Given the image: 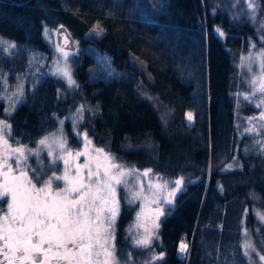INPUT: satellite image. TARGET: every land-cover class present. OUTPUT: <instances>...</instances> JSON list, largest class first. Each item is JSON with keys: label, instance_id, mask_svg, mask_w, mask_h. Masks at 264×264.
Wrapping results in <instances>:
<instances>
[{"label": "trees", "instance_id": "16d2710c", "mask_svg": "<svg viewBox=\"0 0 264 264\" xmlns=\"http://www.w3.org/2000/svg\"><path fill=\"white\" fill-rule=\"evenodd\" d=\"M245 1L163 0L161 9L159 0H0V38L16 45L8 54L0 49V79L24 93L6 117L0 91V119L11 123L15 140L31 147L79 106L81 130L95 146L139 170L184 177L171 212L160 218L151 249L164 254L157 264H248L244 231L257 240L251 229L255 213L264 212V155L256 142L264 136L237 129L236 93L249 90L236 56L252 44L264 47V31ZM252 2L264 19V0ZM58 26L76 42L71 91L48 74L52 49L43 31ZM243 111L252 115L248 106ZM131 218L120 206L115 244L122 262L131 253L137 264L151 251L131 244L124 231ZM182 239L184 259L177 254ZM259 240L264 254V227Z\"/></svg>", "mask_w": 264, "mask_h": 264}, {"label": "snow or ice", "instance_id": "6c2138e0", "mask_svg": "<svg viewBox=\"0 0 264 264\" xmlns=\"http://www.w3.org/2000/svg\"><path fill=\"white\" fill-rule=\"evenodd\" d=\"M154 6L166 7L163 0ZM248 8L254 10L252 0ZM93 31L101 34L103 29L97 25ZM217 32L224 35L219 29ZM15 47L14 43L0 40L4 52ZM251 48L253 51L241 57V68L247 66L250 74V91L243 98L249 102L258 100L255 107L261 111L249 118L251 127L246 133L264 136V47L256 50L252 44ZM56 51L62 62L56 63L53 75L66 79L70 87L75 86L68 64L69 52L59 45ZM101 63L107 61L101 58ZM16 89L9 100L12 111L24 94L22 85L17 84ZM0 91L5 93L2 99H9V89L0 85ZM82 113L83 107L77 109L74 127ZM5 115L8 117L11 112L6 109ZM186 118L191 123L193 114L187 113ZM256 128L261 131H255ZM77 136L83 140L79 149L69 147L62 128L39 139L36 147L31 148L13 138L7 118L0 119V264H122L115 244L120 189L127 194L129 203H140L133 247L149 251L153 248L160 218L172 210L165 206L174 205L184 178L168 181L151 168L141 171L128 166L108 150L96 147L86 131L77 132ZM256 143L264 155V139ZM60 162L63 169L58 174ZM48 171L51 176H47ZM258 215L264 221V214ZM241 247L248 264H255L253 255L264 264V254L257 251L247 230ZM178 251L182 255L188 253L183 239ZM163 260V252L157 255L151 251L145 264ZM123 264H132L131 253Z\"/></svg>", "mask_w": 264, "mask_h": 264}, {"label": "rangeland", "instance_id": "374dc122", "mask_svg": "<svg viewBox=\"0 0 264 264\" xmlns=\"http://www.w3.org/2000/svg\"><path fill=\"white\" fill-rule=\"evenodd\" d=\"M231 1H232V6H237L238 0H231ZM245 3H246V8H248L249 0L245 1ZM249 11L251 12V15L253 16L252 17L253 18L252 19V23L253 24L255 23V26L257 27V30H259L261 32L264 31V19L258 14L256 7H254V10L250 9ZM45 29H47V32L45 31ZM45 29L43 31L44 39L47 41L49 46H51V49H52V57H51V60L49 61L48 66H47L48 67V74L54 76L55 78H58V79L62 80L65 83L67 89L69 91H71V90H73V88H75V86L70 87L68 85V82H67L66 79L61 78V77L56 76V75H53V72L55 71L56 63L58 61L62 62V57H60L59 53L56 51L57 44L55 42V28L54 29H50V28L46 27ZM261 38L262 37H260V39ZM0 40H4V39L0 38ZM4 41H7V40H4ZM7 42H9V41H7ZM262 47L263 46H257L256 50H260ZM0 49H2V48H0ZM249 51H253L252 48H250ZM249 51H247L246 53L238 54L236 56V61H237V67H239V71H240V74L242 76V80H243V82H245V84L248 87V90L250 91L249 84H248V80H249L250 74L247 71V66H245L244 68H241V57L242 56L246 57L248 55ZM10 52H4V53L8 54ZM68 52H69L68 64H69V67L71 69V74H72L73 73V55H74V52L73 51H68ZM257 70H258V68H257ZM72 79L74 80L73 74H72ZM17 84H19V83L15 82L13 84H8L6 78H1L0 79V85H2L3 87H5V88L10 90L8 92L9 99H6V101H5L7 110L11 109L9 107V100L11 98V93L15 92L17 90L16 89ZM249 91L245 92V93H243L242 91H237V93H236V101H235V110H236V117H237L236 124H237V129L239 130V133L243 134V135L244 134L245 135L248 134V133H246V129L251 127V125L249 124V118L253 117V116H257L259 114V112L261 111V109H257L255 107V104L258 103V100L254 99L251 102L244 100V98H243L244 95L248 94ZM245 106H248L251 109V112H252L251 116H245L243 114V112H244L243 111V107H245ZM79 108H80L79 106H76L74 108V110H72L70 113H68L64 117H62L59 120L56 129L53 130L52 132L46 134V135H49V134H51L53 132H56L58 129L62 128L63 132L65 133V135L67 137L69 147H71L74 150L81 148L82 144H83V140H82L81 137L77 136V132L83 133V130H81L82 119H80V121H79V123H78V125L76 127H74V121H73V117L75 116L76 111ZM61 121H63V124H61ZM253 123L255 124V122H253ZM66 125H68L69 132L66 131ZM68 133L70 135H68ZM46 135H44V136H46ZM43 137H41V138H43ZM41 138H39V139H41ZM36 142L31 146V148H35L36 147ZM10 143H12V141ZM44 155H45V158H46V153ZM80 162H83V158H81ZM31 163L33 164V166H35V161L34 160L31 161ZM124 164H126V163H124ZM58 167H59V171H58V174H59V172L62 171V169H63L62 162L59 163ZM51 175H52V173H50L49 175L47 174V176H51ZM159 176L163 177L165 180H168V181H174L175 179H177L179 177H183V176H178L176 178H169V177L162 176V175H159ZM45 178H47V177H45ZM144 183H145V187H146L147 180H145ZM119 197H120V206L124 205V206H126L127 208H129L132 211V218H131L130 222L128 223V225L124 228V231L127 232L128 235H130V231H131L132 235H130V237L132 238V236H134L135 233H136V224H137L136 217H137V213L140 211V203H139V201L136 202L135 204L129 203L128 200H127V194L123 191V189L119 190ZM5 203H6V201H5ZM165 207H169V206H165ZM5 210H6V204H5ZM165 214H167V212H165ZM258 214H264V212L263 211H259V212H256L255 215H254L255 222L253 224L251 232L254 235V238L257 239V240H253L252 239V241H253V243H254L256 248L258 247V242L261 244V241L259 240V238H260V229L262 227H264V221H262L260 219V216ZM141 231H142V229H141ZM158 232H159V230H158ZM158 240H159V236H158V238H156L153 241V243H155ZM255 241H257V244L255 243ZM180 242H179V244H180ZM131 244L133 245V239L131 240ZM179 244H178V247H177L178 256L181 257L182 259L187 258V254L186 255H182V254L179 253V251H178ZM188 250H189V245H188ZM258 252L260 253V251H258ZM145 261H146V259H141V260L138 259L137 264H145ZM122 264H123V262H122Z\"/></svg>", "mask_w": 264, "mask_h": 264}, {"label": "water", "instance_id": "95a60500", "mask_svg": "<svg viewBox=\"0 0 264 264\" xmlns=\"http://www.w3.org/2000/svg\"><path fill=\"white\" fill-rule=\"evenodd\" d=\"M55 42L57 46L59 45L67 51H74L76 47L74 37L64 26H58L55 29Z\"/></svg>", "mask_w": 264, "mask_h": 264}]
</instances>
